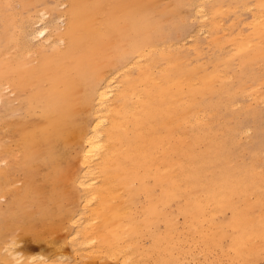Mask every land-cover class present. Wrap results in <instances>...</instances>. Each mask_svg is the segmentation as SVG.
Returning <instances> with one entry per match:
<instances>
[{
    "label": "bare ground",
    "instance_id": "1",
    "mask_svg": "<svg viewBox=\"0 0 264 264\" xmlns=\"http://www.w3.org/2000/svg\"><path fill=\"white\" fill-rule=\"evenodd\" d=\"M173 1L176 9L187 2L196 3L199 14L203 13L204 18L208 16L206 5L200 3L202 0ZM68 3L67 23L62 32L54 26L58 22L53 24L40 19L35 24L28 22L27 26H24L26 22L20 23L18 29L21 26L22 29L18 30V37L11 40H16L14 46L18 47L22 46V43L19 45L22 38L26 44L27 40L42 38L43 43H52L56 52L46 51L48 44L37 45L41 57L38 56L37 64L33 62L36 66L28 71L30 78H26L29 80L23 75L9 78L8 73L0 72V87L10 84L9 87L17 93L23 92L27 86L35 88L36 91L26 100L29 103L35 100L32 102L38 107V110L29 107L27 116L22 114L16 119L3 121L0 118V153L7 158L13 155L9 146L4 145L6 139L18 146L26 158L33 157L32 160L34 156L55 158L53 154L58 147H63L61 151L66 152L70 147L82 146L78 157L81 155L83 171L87 168L93 176L104 162H108V176L114 182L112 187L115 185V188H109V198H105L103 192L111 184H100L91 191L86 189L93 197L91 200L100 202L96 203V212L91 210L98 215L89 217L92 221L86 219L85 222L84 219L83 223L79 217L71 223L76 232L70 237L85 239L77 243L79 248L86 239L89 240L84 244L98 241L96 253L106 252L109 258L123 264H182L191 249L196 250L194 258L203 255L205 261L216 253L226 260L224 264H264V172L259 171L257 163L230 165L232 152L225 141L194 128V123L203 120L210 108L234 105L237 92L243 96L244 90L240 86L232 88L226 91V98L220 97L218 105L214 104L215 93H207V89L214 81L222 86L227 74L218 69H192L180 62L178 53L173 54L169 67L159 73L158 57L165 51L159 40L167 38L168 41L183 42L193 35L182 21L173 23L158 17L150 0H68ZM42 14L41 18L50 17L48 12ZM17 16H13L15 21ZM253 20L256 32L261 31L264 12ZM17 21L13 22L17 24ZM59 22L65 21L61 19ZM13 33H17L16 30ZM238 34L243 36L241 32ZM0 40L5 42L1 37ZM244 42L247 46L244 48H248L254 41L250 37ZM60 45L64 47L59 48ZM15 47L9 52H16ZM33 51H26L28 55L24 57L30 65L33 59L36 60ZM8 55L0 49V63L18 66L19 58ZM247 70L248 66L244 68ZM5 86L4 91H8ZM4 91L0 93L3 101ZM262 93L260 90L256 93L258 101H263ZM23 95L27 94L23 92ZM24 97L20 99L24 100ZM90 116L91 123L87 121ZM254 130L257 142L262 133L258 128H248V131ZM1 162L6 166H0L1 176L5 179L10 174L11 164L7 159ZM83 177L76 182L77 185L91 186V181H97L93 178L90 183L84 182ZM27 184L13 192L4 183L0 185V192L7 188L5 193L10 196L6 200L5 195H0V264H52L49 258L34 254V248L19 250L21 245L27 244L24 241L29 236L33 237L35 244L54 246L51 237L60 229L59 225L50 222L49 206L41 200L44 197L42 190L33 188L37 186L34 183L29 184L32 187ZM89 201L86 202L90 205ZM84 206L80 208H86ZM95 218L100 222L94 224ZM183 244H187L188 251ZM73 247L77 254L79 249L76 245Z\"/></svg>",
    "mask_w": 264,
    "mask_h": 264
},
{
    "label": "rangeland",
    "instance_id": "2",
    "mask_svg": "<svg viewBox=\"0 0 264 264\" xmlns=\"http://www.w3.org/2000/svg\"><path fill=\"white\" fill-rule=\"evenodd\" d=\"M150 1L154 9L156 10L158 17L162 18L163 20H167V21L172 20L173 23L182 21L183 23L186 24L187 30H190V32L193 35L192 36L193 38L186 37V39H184L183 42H178L175 39L173 41H168L167 38L164 41L162 39L159 40L160 45L163 47L161 48L165 50L163 53H160L158 57V60L160 64L162 65V66L160 65L159 66L160 68L158 67L157 69L159 73H162L165 68L169 67V65L171 64V61H173V54L178 53L177 55L181 57L180 62H183V64H185L186 66L192 69L196 67L206 68V69L209 68L213 70L218 69L220 71H223L225 74H227L226 75L227 77H225L226 79L224 78V80L222 81V86L219 82L214 81L212 83V86L207 89V93H210V94L215 93L214 98H213L214 104L218 105L217 103L220 102L221 100L220 97L226 98L227 96L226 91H230L232 88H238L240 86L241 89L244 90L243 96H241V93L237 92V95H236L237 102L235 103L237 106H235V104L230 107L220 106V107L215 108L214 110L210 108L209 113L206 114L205 117H203V120H197L194 123V128L203 129L204 131L209 133V135H214L215 137H218V139H222L225 141V144L227 145V147L231 149V152H232L231 157H230L231 159L229 160V161L232 160L231 162H229L230 165H236L237 163L239 164L243 162L244 164L248 166V165H251L252 163H257V165L259 166V171L264 172V98H263V101H258L257 99L258 90L262 91L263 92L262 94L264 95V28L261 29V31L256 32L257 30L256 25L253 23L254 21L253 19H255L260 14H262V12H264V0H202L200 1V3L206 5V9L208 11L207 18H204L203 13L199 14L200 12H198L197 10L196 3L188 4L187 2L185 6L179 9L178 8L176 9V6L173 0H150ZM42 7H43V11L41 10ZM44 7L45 8L47 7V9H49L50 7L51 8L50 10H52V12H50V10L46 11ZM59 7H61L62 9ZM68 8H69L68 0H62V1L61 0H0V37L1 39L5 41L4 43H2L0 40V45H1L0 49L4 50V52L7 53V55L12 54L13 56H16L20 59V60L19 59L17 60V62H19L17 63L18 66L10 67V66H7L6 64L7 66L6 67L4 66L5 64L0 63V72L8 73L9 78H13V79L18 78L22 75H23L22 77H25L26 80L30 78L29 76L30 73L28 71L30 70L32 66H36L37 62L39 61V58L41 57V55L38 54L39 52L37 50V45H41L40 43H43V40L42 38H40V40L39 38H37L38 40L37 39L33 41L31 40L32 42L30 40H27L31 42V43L27 42L29 44L28 45L26 44V40L22 38L23 42L21 40L19 44L21 45L22 43V46H18V47L16 46L17 47L16 48L14 45L17 44L16 43L17 41L15 40L14 42L13 40V42H11V40L16 39V37H18V35L16 34L20 32V31L18 32L19 29H22V26L21 28L18 29V27L20 26L19 24L21 23V25H23L25 23H22V22H26L24 26H27L28 22L35 24L40 19H43V20L46 19L44 21L46 22L52 21L53 24L58 22V24L56 23V25L54 26L56 27L58 26L59 28L58 32H62L63 28L66 27V23H67L66 17L68 13ZM38 10L42 12H37ZM44 12H48L50 17L45 16L46 18L45 17L41 18L43 16L42 13ZM30 14H32L33 16H31ZM62 14L64 15L63 17H62ZM40 15L42 16L40 17ZM13 16L14 17L17 16L16 18V21L18 20L17 24L14 23L16 21ZM57 16H60L61 18ZM35 18L36 19L38 18V19L36 20ZM59 18L60 20L64 19L65 22L64 23L59 22L60 21ZM200 18L202 20H200ZM13 24L16 26L13 27L14 26ZM202 27L203 28L205 27V28L203 29ZM15 30L17 33L14 34L13 32ZM239 31L243 33L242 37L237 36L239 35L238 33H240ZM202 34H204L205 36H203ZM170 37L172 36L170 35L169 38ZM250 37H252L254 41L252 46L248 48H244V45H245L244 41H246L247 38H250ZM38 41H41V42H39L38 44L37 43ZM258 41H260L261 43H258ZM8 42H9V45H7ZM24 42H25V45H28L29 47L23 45ZM43 44L45 46L46 44H48V46L46 47L43 46L45 47L46 51L56 52V51H53V46H51L53 45L52 43L50 44V43L44 42ZM166 44H168L169 46ZM6 45H7V49H5ZM14 47H15L16 52H13V51L9 52ZM26 47L28 48V50ZM62 47L61 45L59 46V48H62ZM245 47L247 46L245 45ZM31 48L34 49V51L32 49L33 53L36 52L35 54L31 53V57H33L34 55L33 58H35V55H36V60L38 56L39 58L37 61L33 58H30V60L33 59L30 65L29 64L30 62L28 61V59L24 57H27L26 55H28L26 51L32 52ZM175 48H178L176 52L173 51ZM167 52H170V53H167ZM8 56L11 57V55H8ZM57 56L58 54L56 55V57ZM251 57H253V59ZM26 60L28 61L27 65L25 64L27 63ZM33 62H36V64H33ZM246 66H248L247 72L244 71V68ZM10 69H11V72L13 73L15 72V74L17 73V75L13 73L11 74V72H9ZM20 70L22 71L20 72ZM136 71L137 73L139 72V70H136ZM137 73L135 74L140 75ZM120 74H122L123 76L125 73H123L122 71ZM109 75L111 76V74ZM26 76L28 78H26ZM196 80L197 82L199 81L197 77H196ZM5 85L6 83L2 85V87H0V93L1 91L2 92L4 91ZM9 85L5 86V87L8 86V91L5 90L6 93H4L5 95L3 94L4 95L3 97L5 98L4 101L0 99V118L2 119V121L7 120V119L9 120L16 119L18 117H21L22 114H23L22 116H27L28 112L30 111L29 107L33 108L32 110H34L36 107V105L33 104L35 100H31L30 103L26 100L27 96L33 94L36 91L35 88H29V86H27L28 88L26 87L25 90L23 91L24 94H27L25 96L23 95V92L17 93L15 89H12L11 86H10L11 87V90H10ZM223 85H225V88ZM256 86L257 87L259 86L260 88L258 87L257 89L255 88ZM182 88L185 89V87H182ZM222 89L223 91H221ZM9 90L11 91V93ZM12 91L13 93L14 92L15 93L13 94ZM21 95L23 97L25 96L24 100L26 101H24L23 99H20L22 98ZM209 96L211 98V95ZM25 105L26 106L28 105L27 106L28 109ZM36 108L38 110V107ZM16 111L18 112L20 111V112L16 113ZM21 111H25V112H21ZM91 120H92V117L91 116L88 117L87 121L89 123H91ZM249 127H255L256 129L258 128L260 133H262L261 134L262 137L259 141L256 142L255 130L254 132L248 131ZM4 143H5L4 145L9 146L12 152L11 154L13 155H11L10 158L9 157L7 158L5 157L6 156L5 154L0 153V154H3V155H0V166L2 168L6 167L5 165L3 166V164L1 165L2 163L1 160H4V159L5 160L7 159L8 164L9 163L11 164V165L9 164L11 169H9L10 174L7 178L4 179L0 173V185L2 186L4 183L6 186H9L10 188V189L8 188L9 190L14 191L16 189L22 188V186L23 188L26 187L27 183L29 187L31 186L29 184H33V183L36 184L37 186L33 184L34 185L33 188L42 190L44 197H41V200L44 201V203L47 206H49L50 217H51L50 222L53 221L52 224L56 225L57 227L58 225L60 226V229H58L57 231L53 233L54 235H52L51 237L53 240L50 238L53 242H55L54 246L47 247L45 246L44 243L35 244L33 237L29 236V238H25L26 241H24L23 239L24 243L26 242L27 244L21 245L23 247L20 246L19 250L20 249L22 250L25 247L34 248V251H33L34 254L42 255V256H45V258H49L52 264L54 263L74 264V261L77 262L75 264H83L84 262L86 264L87 263L89 264H92V263L93 264H104V263L123 264V262L121 261L119 262L117 260H113L109 258L106 255V252L103 253V252L97 251L98 253L97 254L95 250L99 248L100 242L91 241L89 242L90 244L85 243L86 244L85 245L84 242L89 240V239H86V241H84L82 244L83 246L79 248L77 246L78 245L77 243L82 242L85 239L82 240V239L71 238L76 232V230H74L76 228L73 227L71 224L72 221H74V219H78L79 217H82V221L85 219V222H86V219L90 220L89 217L91 218L93 214L94 215L96 214V216L98 215L97 213H94L92 211L96 210L95 209L97 208L96 203H100V202L98 199L91 200L93 199V197L91 198L88 195L89 191H91L92 189H95L98 185L100 184L104 185L105 183H106L105 185L111 184V186L109 187L107 186L108 189L115 188V185L112 187V183L114 184L113 180L111 179L110 176H108V173H109L108 162H104L102 164V168L100 166L99 170L98 169L96 170L97 174L95 173L94 174L95 176H93V172H90V170L87 171L86 170L87 168H85V172L83 171L84 170V166L82 164L83 162H82V159L79 158L81 157V155L78 157V155L83 150L82 146L70 147L71 149L70 148L66 149V152L61 151L64 149L63 147H58L59 149H55L56 152L54 151L56 155L53 154V156H56L55 158L51 157V158L44 159L42 157L34 156V159L32 160L33 157L26 158V155H22L21 149L17 148L18 146L13 145L12 141L6 139ZM59 150L62 153L57 152ZM15 153L17 154L19 153V154L16 155ZM64 155H67L68 157H64ZM95 165H96V162L94 163V166ZM61 173H62V176H61ZM100 173H101V176L103 177L106 176V178H103V177L101 178ZM98 174L100 177V178L98 177L99 179L96 177L98 176ZM91 175L92 177H90ZM83 176L85 178L88 177V179H84ZM80 177H83L82 181L85 180L86 182H89V183H90L89 181L90 179L92 180L93 178L94 180L97 179V181H91L96 185H92L93 184L92 183L90 186L89 184L88 185L90 186L89 188L88 186H85V187L80 186L79 185L80 183L77 185L76 182L78 180H79L78 182H80L81 180ZM108 180H109V183L107 182ZM110 180L112 181L110 182ZM22 183L25 186L22 185ZM10 184L11 185L13 184L14 186L13 185L11 186ZM17 184H21V185L17 186ZM50 184H55V185L52 187V185ZM5 189L3 190L6 192ZM86 189H89V191ZM108 189H104V192H103V194L105 193L104 197L106 195L105 198L107 199L109 198V194H111L110 189L109 190ZM83 190L87 192H83ZM105 190H107L109 193L106 194ZM5 192H2V193L0 192L1 193L0 195L1 196L5 195L4 197H6V200H7L10 198V196L6 194ZM87 195L89 197H86ZM111 196L112 195H110V197ZM88 198H90V201ZM86 201L91 202L92 205L91 204L89 205V203H87ZM1 203H4V202H1ZM84 203H87V204H85L84 206L82 205ZM86 205H89L91 209L89 206L87 207ZM93 205H95L94 208H92ZM83 206L86 208H80ZM82 210H85V211L82 212ZM79 211H81V216L78 215L80 213ZM87 212H88V215H86ZM76 214L78 216H76ZM90 221H92V219ZM93 222H95L94 224H97L98 222H100V219L97 220V218H95ZM63 229L64 231L62 232ZM144 242L146 243V241H143V243ZM62 243L63 245L64 244L66 245H64L63 247V245H61ZM71 245H72V248H71ZM74 245H76V247L79 249V252H78L79 256H76L78 255V253L75 254L73 251ZM182 246L188 251L187 244H183ZM56 247L59 249H57ZM91 250L92 252L94 251V253H91L90 252ZM195 253H196V250L191 249V251H189V255L186 256V259L185 261H183L182 264H187L190 261H191L190 264L192 263L193 264H224L226 261L218 257L216 253H213L208 258V260L206 259V261L203 255H200L199 256L200 260H199L193 257ZM82 257H83V260H82ZM91 258L92 260L90 261ZM93 259H96V260H93ZM102 260L104 261L102 262ZM197 260L200 262H198ZM173 264H177V263H173ZM260 264H262V262H260Z\"/></svg>",
    "mask_w": 264,
    "mask_h": 264
}]
</instances>
